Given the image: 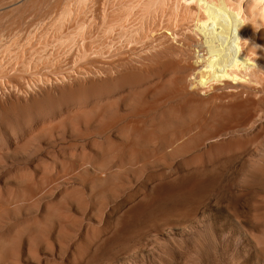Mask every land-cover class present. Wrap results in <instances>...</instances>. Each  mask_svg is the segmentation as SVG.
<instances>
[{
	"label": "rangeland",
	"instance_id": "rangeland-1",
	"mask_svg": "<svg viewBox=\"0 0 264 264\" xmlns=\"http://www.w3.org/2000/svg\"><path fill=\"white\" fill-rule=\"evenodd\" d=\"M88 9L0 0V264H264V93L192 90L167 17L127 41Z\"/></svg>",
	"mask_w": 264,
	"mask_h": 264
},
{
	"label": "bare ground",
	"instance_id": "bare-ground-1",
	"mask_svg": "<svg viewBox=\"0 0 264 264\" xmlns=\"http://www.w3.org/2000/svg\"><path fill=\"white\" fill-rule=\"evenodd\" d=\"M172 1L74 0V5L79 8L81 3H88L90 27L101 28L100 32L107 36L127 41L142 39L148 29L157 26L155 21L165 16L168 21L165 27L172 30L169 34L179 37L177 54L182 56L181 61L193 64L188 88L207 90L214 98L264 93V11L251 10L248 5H237L233 0H185L183 7L176 10L170 9ZM108 4L120 8L110 12ZM70 10H64L61 20ZM127 20L131 22L125 23ZM138 20L139 25L135 24ZM174 24L179 30L170 27ZM90 27L84 33L85 39L94 36ZM164 37L157 38V46L161 51L171 52L169 35ZM98 40L104 43L102 37ZM184 183L183 174L168 175L165 180H158L153 189L163 192L183 187Z\"/></svg>",
	"mask_w": 264,
	"mask_h": 264
}]
</instances>
